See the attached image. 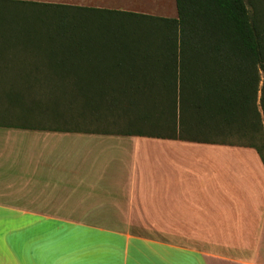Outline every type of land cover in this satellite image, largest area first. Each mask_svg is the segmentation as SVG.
I'll list each match as a JSON object with an SVG mask.
<instances>
[{
	"label": "crops",
	"instance_id": "0c3cea01",
	"mask_svg": "<svg viewBox=\"0 0 264 264\" xmlns=\"http://www.w3.org/2000/svg\"><path fill=\"white\" fill-rule=\"evenodd\" d=\"M84 1L150 15L141 0ZM41 123L0 124V264H264V155L140 135L126 118ZM128 224L165 241L115 229Z\"/></svg>",
	"mask_w": 264,
	"mask_h": 264
},
{
	"label": "trees",
	"instance_id": "16d2710c",
	"mask_svg": "<svg viewBox=\"0 0 264 264\" xmlns=\"http://www.w3.org/2000/svg\"><path fill=\"white\" fill-rule=\"evenodd\" d=\"M175 1L177 18L0 0V124L126 118L140 135L262 157L264 28L246 0Z\"/></svg>",
	"mask_w": 264,
	"mask_h": 264
},
{
	"label": "rangeland",
	"instance_id": "374dc122",
	"mask_svg": "<svg viewBox=\"0 0 264 264\" xmlns=\"http://www.w3.org/2000/svg\"><path fill=\"white\" fill-rule=\"evenodd\" d=\"M22 1H33V2H40V3H48V4H65L70 6H80L81 4H85L84 0H22ZM142 7L136 8L135 10L137 12H150V16L155 17H164V18H177V10L174 9V0H141ZM247 7L249 9V12L253 18V20L257 23V25L260 27V29L264 28V0H246ZM19 54H23L22 52H18ZM41 100L46 102L47 100V94L44 91L43 95L41 97ZM30 99L27 97L26 103L29 104ZM4 110V105L1 104L0 101V115H4L6 112ZM2 111V112H1ZM16 115L17 112H15V109L12 108L10 110V114ZM18 116H15V118ZM1 121L12 123V119L15 121L13 116H1ZM36 120L39 122H42L41 125L43 127H50L51 122L46 119V117L42 118L41 121L35 116ZM93 118V117H92ZM90 119V118H89ZM19 122V120H17ZM258 148H261L263 154H264V144L262 142H257ZM100 226H106V225H100ZM108 227L115 228L112 225H108ZM125 227V228H123ZM115 229H121L127 233H130L134 236H140L149 238L151 240H155L158 242H164V236L162 232L155 227V225L150 224H128V225H122V227H116Z\"/></svg>",
	"mask_w": 264,
	"mask_h": 264
}]
</instances>
